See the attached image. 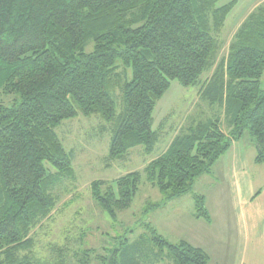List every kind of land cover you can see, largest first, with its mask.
<instances>
[{"label": "trees", "instance_id": "obj_1", "mask_svg": "<svg viewBox=\"0 0 264 264\" xmlns=\"http://www.w3.org/2000/svg\"><path fill=\"white\" fill-rule=\"evenodd\" d=\"M222 1L0 0V95L20 98L12 106L0 104V264H43L31 256L32 233L56 208L53 190L75 177L73 156L56 133L64 122L99 116L111 127L109 161L138 147L153 153L161 138L153 114L172 82L196 87L216 65V35L238 5L219 6ZM263 76L264 4L202 86V98L224 108L228 132L219 118L200 122L179 134L144 174L93 182V199L117 219L144 177L165 202L193 194L196 219L211 223L195 182L212 174L246 131L256 164L264 165ZM150 229L153 259L141 236L133 244L123 241L110 264H210L205 250L187 241L172 244Z\"/></svg>", "mask_w": 264, "mask_h": 264}, {"label": "rangeland", "instance_id": "obj_2", "mask_svg": "<svg viewBox=\"0 0 264 264\" xmlns=\"http://www.w3.org/2000/svg\"><path fill=\"white\" fill-rule=\"evenodd\" d=\"M231 1L233 0H223L219 6ZM263 4L264 0H238L237 7L228 17L221 33L216 35L221 45L216 65L204 74L198 86L185 88L178 81L172 82L171 88L159 101L153 114V130L158 131L161 138L152 154H147L143 147H138L123 159L109 161L111 127L99 116H81L64 122L56 130L65 150L73 156L75 177L67 179L53 190V196L57 201L56 208L32 233L35 247L31 256L34 259L43 264H110L114 251L123 247V241L128 240L133 244L143 236L144 250L150 255L151 260L157 252L152 244L153 235L150 227L172 244L179 243L177 237L182 235L190 237L196 245L207 243L205 245L214 253L210 264H224L221 263L218 254L224 252L225 244H228L227 250L233 256L238 253L237 247L233 246L236 244L232 230L233 228L236 230V226L226 224L221 219L219 212L224 211L216 204L218 190L206 188L208 195L212 197L209 205L212 211L216 212V218L213 227L202 229L189 223L188 217L178 216L176 213V210L181 208L187 211L193 208L194 212L193 194L176 201L178 203L174 200L165 202V197L159 189L153 187L143 177L131 207L118 213L117 219H113L93 199L92 184L95 181L112 183L133 172L144 174L148 164L163 155L179 134L200 122L219 118L223 130L228 132L224 108L210 105L203 99L202 86L212 78L222 61L227 59L239 29ZM92 50L93 45H90L87 51ZM119 64L121 65V62ZM129 80H132L131 69ZM261 84L264 89V76ZM115 99L117 112L121 113V93L118 92ZM17 101H20L17 95H0V104L12 106ZM245 137L251 139L248 131ZM46 166L54 171L49 164ZM217 188L220 189L221 186ZM227 203H230V200ZM157 204L163 205L154 207ZM201 235H205L208 242L199 240L202 238ZM86 251L91 253L84 254ZM235 262L238 263L237 258H234L231 264ZM162 264L172 262L166 260Z\"/></svg>", "mask_w": 264, "mask_h": 264}, {"label": "crops", "instance_id": "obj_3", "mask_svg": "<svg viewBox=\"0 0 264 264\" xmlns=\"http://www.w3.org/2000/svg\"><path fill=\"white\" fill-rule=\"evenodd\" d=\"M256 155L257 151L253 141L246 138L244 134L242 139L233 142L228 152L216 162L212 174L202 176L195 182L193 190L196 194L205 197L206 207L212 217L211 223L196 219L195 207L192 205L191 199L194 212L193 208L187 211L178 207L181 209L176 210L178 216L188 217L189 223H193L202 229H208L209 226L213 227L216 212L214 213L209 205L212 197L208 195L206 188L218 190L216 191L218 192L216 204L224 211L218 212L221 213V219L226 224L230 223L236 226V230L235 228L232 230L235 235L234 244H236L233 246L239 250L233 256L227 250L228 244H225L224 252L218 254L221 263L224 264H231L234 258L238 259V263L235 262V264H264V165L256 164ZM217 185L221 188L218 189ZM258 192H260L259 195H257ZM182 199L184 198L174 201H181ZM228 200L230 203H227ZM229 228L228 226L227 229ZM201 237L199 240L204 243L205 241L208 242L205 235H201ZM177 238L179 242L187 241L193 246L205 250L210 256L211 263L214 253L205 245L207 243L196 245L195 241L187 235Z\"/></svg>", "mask_w": 264, "mask_h": 264}]
</instances>
